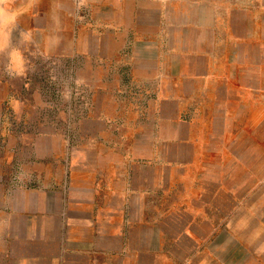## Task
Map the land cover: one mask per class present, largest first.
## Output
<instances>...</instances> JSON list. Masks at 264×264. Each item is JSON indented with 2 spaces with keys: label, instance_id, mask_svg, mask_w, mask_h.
<instances>
[{
  "label": "crops",
  "instance_id": "0c3cea01",
  "mask_svg": "<svg viewBox=\"0 0 264 264\" xmlns=\"http://www.w3.org/2000/svg\"><path fill=\"white\" fill-rule=\"evenodd\" d=\"M64 3L70 0H38L20 18V28L32 32L35 52L47 55L57 34L70 31ZM220 8L207 2L197 14L192 7L189 23L165 25L161 36L143 28L132 40L126 33L132 19L110 21V50L103 53L102 34H77L79 43L94 38L98 60L126 56L128 51L114 48L133 41L136 60L125 71L148 83L152 108L136 126L139 115H124L121 141L109 130L121 115L81 117L79 122L101 128L80 130L87 144L36 152L44 162L30 166L29 184L11 176L17 150L0 153V212L5 209L13 222L21 264H161L167 238L181 247L182 234L198 244L213 232L218 201L238 223L223 234L238 240L249 235L244 248L264 264V0ZM88 49L79 52L90 54ZM5 62L0 57V109L9 97L20 101L18 87L4 74ZM122 101L113 97L109 104ZM51 157L66 159L59 175Z\"/></svg>",
  "mask_w": 264,
  "mask_h": 264
},
{
  "label": "rangeland",
  "instance_id": "374dc122",
  "mask_svg": "<svg viewBox=\"0 0 264 264\" xmlns=\"http://www.w3.org/2000/svg\"><path fill=\"white\" fill-rule=\"evenodd\" d=\"M234 1L84 0L83 5L80 4V0H70L68 4L65 1L64 6L69 9L71 26L68 34L66 33L67 36L62 37L61 33L57 34L55 38L58 41L47 50V55L35 52L31 44L25 48L30 67L35 66V71H30L26 79H10L6 75L9 83L18 87L17 92L21 101L15 111L7 104L0 109V118H4V121L0 120V153L8 148L16 149L18 153L14 161L13 173L12 169L10 172L11 176H16L20 181L29 184V181L34 179L30 166L34 162H44V158L36 152H45L46 146L54 147L56 151L57 147H72L85 142L87 144V140L80 137V130L94 131V129H100L101 126H94L90 122H79L81 117L92 114L121 115L122 117L116 116L119 118L109 129L114 131L117 134L116 139L121 141L119 130L125 124L124 115L126 113L139 115L133 123L136 126L142 123V113H147L152 108L147 106L150 99L149 92L146 91L148 83L140 80L141 76L134 75L132 79V73L128 74L129 68L133 66L131 61L136 60L132 57L134 53H137L133 49L134 42L131 41L130 45L127 43L124 45L115 37L119 44L114 50L118 52L126 50L128 54L123 57L118 56L117 59H110L106 56L98 60L93 57L94 38L92 36L88 38L89 44L79 43L77 41L79 32L93 33L96 31L102 34L105 44L102 42L100 50L103 53L104 50L107 52L110 50L109 34L112 33L109 27L110 21L132 19V26L126 31L131 40L132 36L143 28L144 33L147 30L150 36H161L162 27L165 25H171L172 28L174 24L180 22L189 23L192 7L199 14L200 8L206 7L207 2L213 3L214 6L219 5L220 10L221 3ZM55 16L61 19L60 11L56 12ZM123 28L124 26L118 27L117 34L121 35ZM17 36L18 33L15 32V39ZM37 38L39 39V36ZM85 49H88L90 54L79 52ZM125 69L128 70L127 74ZM113 97L117 98L118 102L120 99L123 101L121 104L110 105L109 100ZM126 97L128 100L132 99L135 105L127 106L126 100L124 101ZM4 131H6L5 136ZM47 134L54 136L48 139L50 142H46L44 137ZM109 141L110 139L106 140V142ZM50 161L56 165L57 169L54 173L59 175L61 170L58 167L66 159L51 157ZM222 205L221 201L214 202L213 232L202 235L204 237L198 244L196 243L197 246L190 234H182L181 247H175L172 243L173 238L172 240L167 238L166 242H169L167 243L169 245L161 251L166 255L161 264L259 263L260 258L258 256V259H255V251L251 248H244V239H247L249 235H240L241 240H238L234 234H223L229 225L238 226V223L235 219L232 221L225 215L229 209L222 208ZM225 205L233 208V203H225ZM263 209L264 204L261 210ZM208 213H210V208H208ZM248 220L242 225L247 224ZM13 230V222L4 209L0 212V264H21L19 260L21 251L16 249L18 246L14 241ZM196 237L198 238L199 235L196 234ZM235 243H241L240 248ZM189 245L195 247L187 248Z\"/></svg>",
  "mask_w": 264,
  "mask_h": 264
},
{
  "label": "clouds",
  "instance_id": "9594fccd",
  "mask_svg": "<svg viewBox=\"0 0 264 264\" xmlns=\"http://www.w3.org/2000/svg\"><path fill=\"white\" fill-rule=\"evenodd\" d=\"M38 0H0V57L5 59L4 74L10 79H26L30 71H35V66L30 67L24 55V49L32 44L33 35L30 30L20 28V18L28 13ZM84 0H80L83 5ZM18 36L13 42V33ZM27 87V85H26ZM15 97H9V105L15 111L20 105Z\"/></svg>",
  "mask_w": 264,
  "mask_h": 264
}]
</instances>
